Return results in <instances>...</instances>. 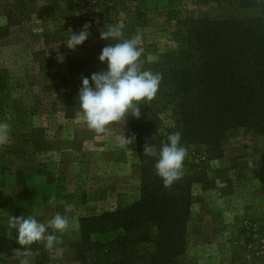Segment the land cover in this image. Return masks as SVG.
<instances>
[{"label":"rangeland","instance_id":"obj_1","mask_svg":"<svg viewBox=\"0 0 264 264\" xmlns=\"http://www.w3.org/2000/svg\"><path fill=\"white\" fill-rule=\"evenodd\" d=\"M13 2L0 0V28L6 25L5 8ZM117 4L125 13L117 19L123 33L142 36L140 47L150 63L174 45L176 19H241L260 11L237 8L234 0ZM39 47L28 27L13 26L0 36V122L10 124V141L0 146V264H19L12 250L22 246L16 241L17 230L9 227L11 216L32 215L45 224L57 213L67 216V233H56L60 242L52 250L45 242L34 243L30 261L74 264L71 246L78 239V218L123 207L138 197L136 143L120 144L124 135L130 138L124 121L97 135L75 114L65 116L58 90L49 87L55 69L39 71L31 58ZM160 120L162 126L171 124L167 113ZM190 149L187 158L200 169L208 165L212 185L207 190L199 184L191 188L186 250L178 264H264V137L233 130L224 146L226 157L205 162L203 153ZM53 195L55 203L49 204Z\"/></svg>","mask_w":264,"mask_h":264},{"label":"trees","instance_id":"obj_2","mask_svg":"<svg viewBox=\"0 0 264 264\" xmlns=\"http://www.w3.org/2000/svg\"><path fill=\"white\" fill-rule=\"evenodd\" d=\"M234 5L260 11L241 19H176L171 48L151 63L143 51L142 70L163 78L155 99L140 106V118L124 120L127 135L136 137L138 197L78 218V239L71 246L74 264H178L185 254L191 188H211L208 165L200 169L186 157L182 178L166 189L156 175V158L144 156L146 142L159 150L169 134L180 131L181 145L203 153L205 162L226 157L224 146L233 130L264 137V2L234 0ZM120 9L117 0H14L5 8L0 36L13 26L29 28L30 37L40 43L31 58L39 71L55 69L49 87L58 90L64 115L73 117L81 77L91 80L93 73L107 70L99 56L116 41L100 39V29L118 24ZM89 22V38L69 49V29L78 34ZM123 38L129 39L124 33ZM163 113L171 119L169 126H162Z\"/></svg>","mask_w":264,"mask_h":264},{"label":"clouds","instance_id":"obj_3","mask_svg":"<svg viewBox=\"0 0 264 264\" xmlns=\"http://www.w3.org/2000/svg\"><path fill=\"white\" fill-rule=\"evenodd\" d=\"M124 17L125 13L120 12ZM99 24V20L96 21ZM91 23H85L77 34L71 29L70 38L66 46L75 50L82 45L91 35L89 29ZM100 39L116 41L114 45L105 46L99 56L101 63L107 62V70L95 72L91 80L81 77L82 87L78 94V107L75 118L83 120L90 131L95 134H106L109 127L124 121L129 115L139 119L140 106L150 104L156 97L162 81V74L153 73L150 70H142L141 55L144 51L140 47L142 36L138 33L132 38L124 39L122 28L119 24L106 23L100 29ZM135 135L120 140V144L130 145L135 141ZM182 134L173 132L162 141L159 150L154 145L146 142L144 156L156 158V175L162 178L163 187L170 188L179 181L183 175L184 160L188 150L181 145ZM10 141V124L0 122V146H5ZM49 204L55 203V196H51ZM9 227L17 230V243L21 248L13 249V256L19 264H31L32 255L30 246L36 242H45V247L52 250L55 244L60 242V236L67 233L70 227L69 218L60 213L45 223L28 215L25 217L11 216ZM51 229V233H48Z\"/></svg>","mask_w":264,"mask_h":264}]
</instances>
